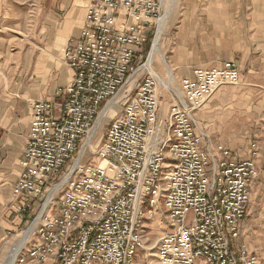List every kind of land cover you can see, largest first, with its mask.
<instances>
[{"label": "built area", "instance_id": "obj_1", "mask_svg": "<svg viewBox=\"0 0 264 264\" xmlns=\"http://www.w3.org/2000/svg\"><path fill=\"white\" fill-rule=\"evenodd\" d=\"M165 1L89 0L80 36L62 53L72 81L31 104L9 205L32 220V263L138 264L143 221L153 217L145 207L161 203L155 264H264V250L242 240L259 146L233 153L197 119L221 88L241 83L238 65L194 69L179 95L160 85L150 60ZM96 139L97 164H84Z\"/></svg>", "mask_w": 264, "mask_h": 264}, {"label": "rangeland", "instance_id": "obj_2", "mask_svg": "<svg viewBox=\"0 0 264 264\" xmlns=\"http://www.w3.org/2000/svg\"><path fill=\"white\" fill-rule=\"evenodd\" d=\"M88 1L0 0V116L11 109L9 106L14 101L25 106L30 101L52 99L62 88L58 84L57 69H65L61 66L63 49L68 36L76 34L77 30L64 40L71 31H64L61 38L60 28L69 22L77 4L83 2L85 6L77 17L79 28ZM172 2L165 1L166 11ZM175 4L161 43L165 61L176 79L175 83L165 86L167 89L181 94L178 91H181V80L194 67L218 68L229 61L239 66L242 82L238 86L221 88L205 105L209 106L208 111L201 112V118L207 122L208 126L203 123V127L214 143H221L237 154L251 143L259 146L260 176L252 191L242 240L261 252L264 250V0H179ZM161 62L157 58L154 67L165 79L166 65L164 67ZM121 108L122 105L116 110ZM164 109H168L166 102ZM9 115L14 118L15 110L11 109ZM115 115L111 113L112 117ZM107 130L105 123L98 138ZM97 139L86 152L84 164L90 160L91 165L97 164L92 155L97 150ZM71 163L60 174L61 178ZM3 192L6 196L0 203V264H5L12 248L32 222L30 218L21 221L12 214L7 197L10 191ZM60 197L57 196V201ZM145 210H152L153 217L143 221V247L136 262L155 264V246L164 233L167 215L161 203L154 209L146 206ZM33 239L25 245L17 264H34L28 258ZM144 247L154 250L148 255Z\"/></svg>", "mask_w": 264, "mask_h": 264}, {"label": "crops", "instance_id": "obj_3", "mask_svg": "<svg viewBox=\"0 0 264 264\" xmlns=\"http://www.w3.org/2000/svg\"><path fill=\"white\" fill-rule=\"evenodd\" d=\"M83 22H84V20L80 24V27L75 29V30H77L76 34L68 36V38L66 40L67 43L70 39L77 38L80 36L81 29L83 26ZM73 31L67 33L66 36L64 37V40L67 37V35L72 33ZM223 65H224V63L220 67H222ZM61 66H63L65 69L63 71H60L59 69H57L59 71V76H58L59 82H58V84H60L62 87H66L72 81V79L74 77V71L69 69L64 64L63 65L61 64ZM196 68H201V67L192 68L188 76H191L192 71ZM238 68H239V66H238ZM208 69H212V68H208ZM239 71H240V69H239ZM188 76H186V77H188ZM240 76H241V72H240ZM186 77H184V78H186ZM217 93L215 95H217ZM33 102L34 101H30V102H28V104L23 106V105H20L18 101H14L9 106V108L11 107V109L15 110V117L13 118L12 115H9V113L11 112V109L9 111L8 110L4 111V114L0 116V135L2 134L1 138H0V156H1L0 160L3 159V165L0 166V181H1L0 184L2 183V186L0 187V203L4 202V197L6 196V195H4L5 192H3V191L5 190L6 193H8L9 191L11 192V190H12L13 186L15 185V183L17 182L18 177H19L20 172H21L20 161H21L23 149H24L25 144H26V139H27V136H28L29 131H30V121H31V108L30 107H31V104ZM208 107L209 106L207 105V106H205V108L203 107L204 109L202 108V110L200 111V120H199L200 122L199 123H200L201 127L204 126L203 123L206 124L205 127L208 126L207 122L203 118H201V114L204 111H208ZM7 113H8V115H6ZM205 127H203V128L206 129ZM210 139H211V137H210ZM211 141L213 142L212 139H211ZM213 144L223 145L221 143H214V142H213ZM223 146L225 148L229 149L225 145H223ZM247 148H243V150L240 152L246 151ZM229 150L231 152L235 153L231 149H229ZM259 173H260V169H259ZM255 185L252 187V191L254 190ZM10 192L7 194V197H9ZM251 196H252V193H251ZM7 202H8V199H7ZM247 247L250 249L254 248V247H252V245H249V244Z\"/></svg>", "mask_w": 264, "mask_h": 264}, {"label": "bare ground", "instance_id": "obj_4", "mask_svg": "<svg viewBox=\"0 0 264 264\" xmlns=\"http://www.w3.org/2000/svg\"><path fill=\"white\" fill-rule=\"evenodd\" d=\"M178 1L179 0H173V2L168 5V9L166 11V14L159 24V31H158L156 42L154 44L153 52L151 54L150 62L156 60L157 58H159L160 61H162V62L165 61V56L161 50V43H162L164 32H165V30L169 24V20L171 19L170 18L171 13H172L175 5H176L175 3H177ZM84 6L85 5L83 4V2L78 3L77 6L75 7L74 13L70 16V18L68 20L69 22L66 25H63V24L61 25V28H60L61 30L59 32V36H61V38H62V33L64 31H66V30L73 31L77 28V23H78L77 17H78V15H80ZM156 56H158V57H156ZM150 62L148 65H150ZM166 70H167V78L164 79L159 74H157V76L159 77L160 84H162L164 86H170L171 83L176 82V79H175V75L173 74V70L167 65V63H166ZM110 116H111V114H110ZM33 231H34V228H30V229L26 230L21 235L20 240L14 245L11 252L9 253L5 264H17L18 259L21 255L25 245L28 243V241L31 239V237L33 235ZM143 249L146 250L148 255L154 250L153 247L152 248L151 247H144Z\"/></svg>", "mask_w": 264, "mask_h": 264}]
</instances>
